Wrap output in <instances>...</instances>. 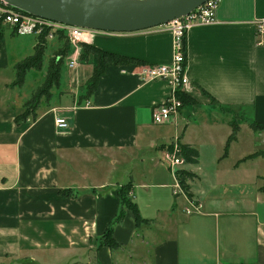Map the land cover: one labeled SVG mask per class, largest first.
Here are the masks:
<instances>
[{"label":"crops","instance_id":"obj_1","mask_svg":"<svg viewBox=\"0 0 264 264\" xmlns=\"http://www.w3.org/2000/svg\"><path fill=\"white\" fill-rule=\"evenodd\" d=\"M260 21L264 0H219L215 23L187 32L188 84L179 92L190 102L164 125L152 123L151 109L171 89L142 82L138 72L172 62L166 27L92 31L77 45L61 34L47 41L43 77L29 94L13 82L0 89V264H264V46L254 29ZM3 30L2 74L11 64L5 35L16 37L14 54L22 50L16 64L38 43ZM82 44L140 64L108 66L84 98L95 55L81 58ZM60 54L59 88L41 100L34 118H18ZM71 60L76 65L68 68ZM56 118L68 128L57 129ZM174 141L198 154L196 163L177 169L189 174L190 198L174 196L176 170L164 163ZM130 182L128 198L148 223L136 227L124 209L112 228L119 246H101L122 207L118 191ZM190 201L200 209L188 215Z\"/></svg>","mask_w":264,"mask_h":264},{"label":"built area","instance_id":"obj_2","mask_svg":"<svg viewBox=\"0 0 264 264\" xmlns=\"http://www.w3.org/2000/svg\"><path fill=\"white\" fill-rule=\"evenodd\" d=\"M219 0H210L202 6L189 13L187 16L174 20L165 25L166 30L172 35L173 56L169 65L142 66L139 68V77L142 82L163 81L171 89L169 97L161 105L152 107L151 121L154 125H164L170 123L179 114L182 109V103L177 97L178 91L188 84L185 76V39L187 32L194 27L208 26L215 23V13L218 9ZM0 25L3 29L11 30L17 36L31 35L37 39V42L51 41L57 34L65 36L71 44L77 45L85 43L86 38L92 31L80 28H72L56 24L28 15L20 10L12 8L0 1ZM257 45L264 46V21L257 22L254 25ZM76 65L74 60L69 61L68 68ZM89 107V103L84 105ZM55 126L59 130L68 128V123L63 118L55 119ZM179 144L177 141L170 143L169 149L165 155L167 166L170 170L179 169L185 161L179 154ZM176 185L173 186L174 196L184 195L183 189L178 184L177 175H174ZM200 206L189 202L186 214L197 213Z\"/></svg>","mask_w":264,"mask_h":264},{"label":"water","instance_id":"obj_3","mask_svg":"<svg viewBox=\"0 0 264 264\" xmlns=\"http://www.w3.org/2000/svg\"><path fill=\"white\" fill-rule=\"evenodd\" d=\"M28 15L89 31L126 34L165 26L210 0H0Z\"/></svg>","mask_w":264,"mask_h":264},{"label":"trees","instance_id":"obj_4","mask_svg":"<svg viewBox=\"0 0 264 264\" xmlns=\"http://www.w3.org/2000/svg\"><path fill=\"white\" fill-rule=\"evenodd\" d=\"M3 28L0 25V40L3 33ZM44 44L45 42L39 41L37 45L35 46L34 53L30 57L22 60L21 62L17 63L15 65V81L13 82V85H22L26 76V73L29 70H40L42 67V57L44 52ZM91 52L95 55V63H94V70L92 73L91 78L89 79V82L86 86V94L84 98H88L95 90V87L97 85L98 80L100 77L104 74L105 69L114 64H126L128 62H135L133 60H129L123 57H119L117 55H113L104 51H100L91 47H86L82 44V55L81 58H83L84 53ZM64 55L60 54L57 57H53L50 60V63L47 67L45 80L42 83V85L37 88V90L31 95L28 101H26L23 105L24 113L20 115L18 118L25 119L28 116H31L34 118V113L37 110V108L40 105L41 100H44L45 102H48L51 98V90L53 88H59L60 86V72H61V65H62V58ZM140 64V63H136ZM178 99L182 103V107L189 103V98L182 94V92L177 93ZM253 128V126H252ZM236 129H234L232 135L227 140L226 146H225V153L227 152V147L230 144V142L234 141ZM179 154L183 157L185 163L194 164L197 162L198 154L197 152L190 148L187 145H181L179 144ZM264 156V153L262 154ZM177 180L180 187L183 189L184 194L187 195L188 198H190V195L188 194V187L186 185V180L189 176L188 173L183 171H177ZM132 192V183H128L126 186L122 187L118 191V196L120 198L121 202V210L116 217V220L110 225V227L107 229L105 234L103 235L101 239V246H105L109 249H115L119 245L112 239V228L115 224H118L123 216H124V209L130 210L134 216L135 226L139 227L143 224H147L148 222L145 220H142L135 210L132 201L128 198L129 194Z\"/></svg>","mask_w":264,"mask_h":264},{"label":"rangeland","instance_id":"obj_5","mask_svg":"<svg viewBox=\"0 0 264 264\" xmlns=\"http://www.w3.org/2000/svg\"><path fill=\"white\" fill-rule=\"evenodd\" d=\"M16 38V37H14ZM14 38H11L10 36H8V38L6 37L5 35V43H6V46H7V53L9 55V58H10V62L11 64H8L5 72L0 73V89L3 88L4 84H7L9 85L10 82H14L15 81V64L16 63H12V61L17 58L20 54V52L22 50H18L19 54L18 53H15L16 50H17V47L14 45V41L15 40H11V39H14ZM62 71L65 75V69L64 67H62ZM43 77V71H40V70H33V71H30L28 72L27 76L25 77L24 79V82L22 85H15V90H20V94L22 96H26L29 94L30 92V89L33 88L34 86H36L37 84V81ZM41 86V84L39 85V87ZM39 87H36L31 95L37 90V88ZM165 165H167V161L165 160ZM23 264V262L21 263ZM65 264V263H63ZM66 264H68V262L66 261Z\"/></svg>","mask_w":264,"mask_h":264}]
</instances>
